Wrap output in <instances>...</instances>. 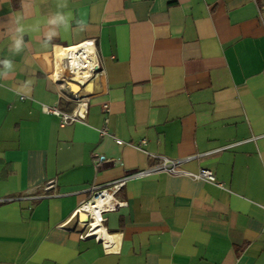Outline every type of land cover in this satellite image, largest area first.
<instances>
[{
  "label": "crops",
  "instance_id": "obj_1",
  "mask_svg": "<svg viewBox=\"0 0 264 264\" xmlns=\"http://www.w3.org/2000/svg\"><path fill=\"white\" fill-rule=\"evenodd\" d=\"M86 42L108 96L91 83L63 126L42 107L73 106L36 53ZM104 103L130 146L99 136ZM160 158L215 182L130 181L104 218L117 247L83 239L85 192ZM0 264H264V0H0Z\"/></svg>",
  "mask_w": 264,
  "mask_h": 264
},
{
  "label": "built area",
  "instance_id": "obj_2",
  "mask_svg": "<svg viewBox=\"0 0 264 264\" xmlns=\"http://www.w3.org/2000/svg\"><path fill=\"white\" fill-rule=\"evenodd\" d=\"M64 50H76L75 53L68 57H65L59 62L60 76L59 78H53L55 86L59 95L69 104L73 106L72 113L67 114L56 108L42 107V112L60 119L63 126H71L76 123H83L86 119V113L89 105L92 102L91 95H81L80 93L91 83L98 85L101 84L103 89V95L108 96V87L106 83V71L102 66L99 59L97 48L93 42H86L77 47L64 49ZM73 85L79 89L77 95L69 96L65 92V86ZM100 88V87H99ZM103 112L106 116L104 120V126L98 130L101 138H110L119 147L130 146L121 140L116 139L109 131L110 124V108L108 103L103 104ZM146 141L140 143L139 149L146 146ZM190 160V159H188ZM185 161H171L168 159H159V164L149 167L146 170L138 171L125 176L124 178L112 182L103 186H93L85 193L86 199L79 206L77 213L82 214L86 218L84 227L83 239H94L90 235L93 231L92 222L94 218L99 219V224L104 228L106 214L116 212L128 207L127 203H122L117 199V196L122 192L130 181L144 180L157 174H166L169 176H181L185 175L195 181H208L215 182L213 173L207 170H201L197 174L185 173L180 168ZM120 165L119 161L109 160L104 157L93 158V169L95 173H98L100 169L107 165ZM55 189L54 184H49L46 187V191H52ZM17 200H33V199H17ZM105 229V228H104Z\"/></svg>",
  "mask_w": 264,
  "mask_h": 264
},
{
  "label": "bare ground",
  "instance_id": "obj_3",
  "mask_svg": "<svg viewBox=\"0 0 264 264\" xmlns=\"http://www.w3.org/2000/svg\"><path fill=\"white\" fill-rule=\"evenodd\" d=\"M46 54H42V52H37L36 55L44 67L49 71L53 78H59L60 76V66L59 62L63 60L65 57L70 56L75 53L76 50H64L60 48H46ZM65 90L71 93L72 95H77L79 89L74 87L73 85L69 86ZM93 231L90 235L91 238H96V241L101 242L108 249H115L118 245V238L115 236L109 235L104 228H102L99 224V219L94 218L92 222Z\"/></svg>",
  "mask_w": 264,
  "mask_h": 264
},
{
  "label": "rangeland",
  "instance_id": "obj_4",
  "mask_svg": "<svg viewBox=\"0 0 264 264\" xmlns=\"http://www.w3.org/2000/svg\"><path fill=\"white\" fill-rule=\"evenodd\" d=\"M106 216V215H105ZM105 216H104V218H105Z\"/></svg>",
  "mask_w": 264,
  "mask_h": 264
}]
</instances>
